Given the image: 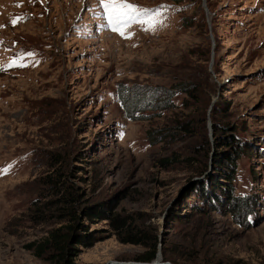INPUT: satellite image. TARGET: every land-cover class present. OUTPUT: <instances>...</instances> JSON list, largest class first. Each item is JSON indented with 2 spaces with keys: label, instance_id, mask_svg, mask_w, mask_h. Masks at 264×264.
<instances>
[{
  "label": "rangeland",
  "instance_id": "374dc122",
  "mask_svg": "<svg viewBox=\"0 0 264 264\" xmlns=\"http://www.w3.org/2000/svg\"><path fill=\"white\" fill-rule=\"evenodd\" d=\"M128 2L169 8L154 31L134 24L125 38L100 18L98 0H0V64L35 53L27 67L0 71V170L10 168L0 171V264H55L29 245L78 224L94 245H74L75 264H264V0ZM191 70L206 112L181 92L175 108L144 120L123 108V87L165 92ZM214 117L250 147L223 190L213 186ZM63 165L85 196L79 211L100 218L60 216L50 177ZM116 218L158 242L153 262L137 261L148 248L120 240Z\"/></svg>",
  "mask_w": 264,
  "mask_h": 264
},
{
  "label": "trees",
  "instance_id": "16d2710c",
  "mask_svg": "<svg viewBox=\"0 0 264 264\" xmlns=\"http://www.w3.org/2000/svg\"><path fill=\"white\" fill-rule=\"evenodd\" d=\"M178 92H181L180 94L186 95L187 99L184 101L186 107L194 109L198 106H204V112L208 110L210 99L207 96V93H203L202 85L196 82V76L194 75L193 70H191L189 73L186 81H179L170 90L165 92H160L158 88L153 89L152 92L149 93L145 87H123L122 91L120 92V100L123 108L126 110L130 118L133 120H144L153 116L144 115V113L147 111L155 112L153 114H157L156 112L159 110H171L175 108L172 98L176 94H179ZM139 113L141 115H138ZM176 129L187 131L189 130V127L183 124L179 125L177 122ZM235 130L236 129L231 127L229 123L221 125L218 124L215 117L213 118L215 150L212 158L215 160V162L218 160V162H216L217 165L213 170L215 173L220 172L215 176L216 180L213 179L215 182L213 183V186H215V189L218 190H223L221 187V179L227 180L228 184L234 181L238 160L241 158L243 153L250 150L249 145L244 147L241 146L240 141L237 140L233 135ZM157 133L158 132L156 131H151L149 133V138L152 144H155L156 140L159 138V136H156ZM175 134L177 133H169L170 136ZM162 135L165 136L164 133ZM207 144L210 146L209 142ZM220 148H228L229 151L219 153L218 149ZM65 162V158L60 159V157H56L57 164H64ZM175 162H177V160H175ZM221 165L222 167L225 166L224 169L222 167L221 169H217V167ZM68 183L69 180L68 176L66 175V169L64 165L60 170L57 171L53 179L50 177V184L56 189L57 195L60 193L62 194V197L57 200V203L62 205L61 211L59 212L60 216L63 218L66 216L70 217V221L73 224L74 222L81 219V214H85L88 220L100 218L102 216V212L98 213L94 208L88 207L79 211L80 205L85 201V196L83 197V194L80 192L79 188L69 186ZM227 197L230 200V203H232L231 205L236 207L237 212H241V209L248 212L249 207L246 201L237 204V199L235 200V198H233L231 195H228ZM203 198L209 205H213V202L216 203V201L220 200L217 196H214L212 200L209 198V196H203ZM112 221L123 232L122 234H119L120 240L133 245H140L148 248V252L139 256L137 261L151 263L157 258V241H153L152 243L148 242L142 231L136 229L135 225H132V223L128 222L127 219L116 218ZM64 226L51 232L49 237L42 244L38 246L35 244L29 245V250H37L36 254L38 257H43L46 255L55 264H75V259L78 257L79 253H77L74 245L89 248L94 245V241H92L93 238H91V236L88 234L84 236H82V234H78L79 229H84L85 227L82 224H78L74 227H72L73 225ZM159 261L160 260H158L157 263H159Z\"/></svg>",
  "mask_w": 264,
  "mask_h": 264
},
{
  "label": "snow or ice",
  "instance_id": "6c2138e0",
  "mask_svg": "<svg viewBox=\"0 0 264 264\" xmlns=\"http://www.w3.org/2000/svg\"><path fill=\"white\" fill-rule=\"evenodd\" d=\"M98 6L101 9V19L107 22L111 31L117 32L125 38L126 30L134 24H140L145 31H154L157 24L162 23L163 13L168 10V5H161L156 9H145L138 5L128 2V0H98ZM17 18L13 20V25L19 22ZM35 53H18L16 57L10 59L7 65L0 64V71H6L12 67H27L25 62L27 58L34 59ZM10 170H0L8 171Z\"/></svg>",
  "mask_w": 264,
  "mask_h": 264
}]
</instances>
